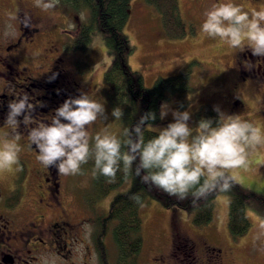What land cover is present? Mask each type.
Masks as SVG:
<instances>
[{"label": "flooded vegetation", "instance_id": "obj_1", "mask_svg": "<svg viewBox=\"0 0 264 264\" xmlns=\"http://www.w3.org/2000/svg\"><path fill=\"white\" fill-rule=\"evenodd\" d=\"M209 1L239 5L250 18L253 11L264 10V0ZM7 7L17 26L13 37L0 40V137L11 138L12 129L4 121L14 94L26 93L35 105L34 121L48 123L66 99L78 97L81 92L91 93L92 86L89 78L82 77L75 65L65 59L62 43L51 39V9L36 7L35 0H10L9 6L0 3V14L5 8L8 12ZM83 24L86 21L78 22L77 27ZM2 32L0 20V35ZM73 38L70 34L69 41ZM66 47L80 53L72 42ZM229 53L228 91L234 96L228 100L230 108L246 106L242 88H257L259 106L248 116L254 114L264 122V57L253 56L247 46L242 51L233 48ZM5 82L11 83L14 94L9 93ZM250 122L254 125L253 120ZM34 126L35 123L28 127L21 123L18 129L25 133L18 140L21 174L18 176L13 170L8 176L6 170L0 173V264H230V249L210 246L200 236L196 242L189 241L185 235H177L176 241L168 245L156 242L140 248L133 259L134 253L128 248L127 257H122L112 237L113 223L104 218L106 210L94 212L100 199L93 206V197L88 193L78 197L71 191V178L36 159L35 145H30L27 138ZM109 247L113 254L109 255ZM197 248L202 254L199 261L194 256Z\"/></svg>", "mask_w": 264, "mask_h": 264}, {"label": "rangeland", "instance_id": "obj_2", "mask_svg": "<svg viewBox=\"0 0 264 264\" xmlns=\"http://www.w3.org/2000/svg\"><path fill=\"white\" fill-rule=\"evenodd\" d=\"M1 4L10 0H0ZM181 15L185 21V33L182 36L171 37L162 28L157 9L145 0H130V11L123 27L132 45L133 51L128 57V64L132 69L137 70L143 77V83L150 86L153 81L161 76H168L177 73L180 69L190 66V91L184 92L181 96L169 94L162 102L167 103L171 110L188 111L190 119L189 127L193 128L195 134L199 120H196V111L204 105H210L225 115H237L243 120L254 121L261 134L264 135V122L259 116H248V113L255 111L259 106L258 95L260 90L252 87L242 88V98L246 103L244 108L233 106L231 110L228 100L234 96L230 95L228 89V76L231 72V55L229 51L233 48L227 42L221 41L219 37H211L201 31V25L206 19L205 13L211 10L213 3L209 0H178ZM2 15L3 32L0 40H8L14 35L16 23L11 15L10 8ZM50 37L52 40L62 43L63 54L67 61H71L82 77H88L92 86L89 94L104 105L105 113L103 118H98L89 128L92 137L97 133L115 135L117 138L122 134V125L111 115V109L106 102L103 93L102 76L106 66L110 63L111 54L102 39V33L93 29L90 41L86 47L77 48L80 53L70 51L68 46L70 34L74 35L77 23L88 21L89 13L85 7L59 1V4L50 10ZM75 16L77 18H75ZM22 21L26 18L23 16ZM197 23V24H196ZM190 30V31H189ZM43 43L46 44L45 39ZM224 50V51H223ZM223 51V52H222ZM88 64L86 70H81L76 62ZM26 64V63H25ZM71 64V63H69ZM27 65V64H26ZM32 67V66H29ZM59 92L56 88H50ZM182 101L185 102L182 106ZM247 110V111H246ZM216 111V110H215ZM217 112V111H216ZM218 114V113H217ZM44 116H48L47 113ZM207 119L209 116H206ZM173 122L171 111L157 123H152L154 128L166 127ZM252 124V123H251ZM215 126V124H213ZM9 128V127H8ZM22 129L19 135L25 137ZM4 137H0L3 139ZM12 138V137H11ZM9 138V139H11ZM94 140H90V145ZM13 165L6 170V176L13 170L19 176L20 165ZM21 166V165H20ZM1 171L0 173H2ZM231 176L245 189L252 191L264 199V144L257 145L254 149H248V169L228 170ZM92 173L86 166L81 165L79 174L71 175L72 192L81 197L88 193L93 197V206L99 196L91 190ZM121 186L112 188L109 193L100 197L99 204L93 207L94 212L102 213L106 210L109 200ZM228 193L219 191L214 198V214L211 221L197 225L191 220L187 210L171 211L163 206L158 200L148 198L140 206L142 219V249L153 244L168 245L176 241V236L185 235L189 241L196 242L199 236L210 246L221 247L231 250L230 264H264V211L261 204L255 200L246 201V215L249 219V226L246 232L241 235H232L228 230ZM172 216V219L170 218ZM112 241L111 239L109 240ZM113 254L109 247V255ZM195 260L202 258L201 249L197 248Z\"/></svg>", "mask_w": 264, "mask_h": 264}, {"label": "clouds", "instance_id": "obj_3", "mask_svg": "<svg viewBox=\"0 0 264 264\" xmlns=\"http://www.w3.org/2000/svg\"><path fill=\"white\" fill-rule=\"evenodd\" d=\"M58 4L59 0H35V6L45 11ZM205 16L203 33L219 37L234 49L242 51L247 46L253 56L264 57V10L253 11L250 18L239 5L217 3ZM25 26H29L27 21ZM5 85L14 94L11 83ZM14 95L7 104L4 121L13 136L0 139V171L10 170L18 163L20 124L28 127L35 123L27 138L30 145H35L36 159L43 166L54 167L62 175H75L92 158L94 175H102L109 182H115L118 171L125 177L134 172L142 183L169 196L185 200L191 195V203L197 205L217 190L229 191L235 176L228 175V170H247L248 149L264 144L260 128L218 109H214L218 113L215 126L212 119H201L193 134L188 125L190 113L171 110L167 103L161 104L159 112L163 120L171 111L173 122L166 127L154 128L151 122L156 115L147 112L133 127L123 130L126 138L123 141L107 130L92 137L88 129L104 117L105 108L89 93L81 92L78 97L66 99L54 110L48 123L34 121L35 105L29 102L26 93ZM111 115L121 120L123 112L116 107ZM146 130L157 135L146 140ZM90 140H94V145L90 146ZM130 199L141 203L138 194Z\"/></svg>", "mask_w": 264, "mask_h": 264}, {"label": "trees", "instance_id": "obj_4", "mask_svg": "<svg viewBox=\"0 0 264 264\" xmlns=\"http://www.w3.org/2000/svg\"><path fill=\"white\" fill-rule=\"evenodd\" d=\"M62 1L76 7H85L89 13L87 24L75 28L72 39L73 47L76 49L86 47L90 41L92 30L96 28L102 33V39L111 54L110 63L103 72L102 82L103 93L111 112L116 107L121 108L123 112L121 120L113 117L122 125V134L118 139L121 141L126 139L123 130L133 127L147 112H153L156 115V119L151 123L159 122L161 102L169 94L181 96L184 92L191 90L190 66L180 69L175 74L159 76L150 86H146L141 73L132 69L128 64V57L133 48L123 27L129 14L130 0ZM145 1L157 9L162 28L169 36L178 37L185 33V23L187 22L181 15L178 0ZM189 29H191L190 25ZM76 64L80 69L82 68V71L89 67L88 64L78 61ZM185 102L182 101V106ZM206 116H209L208 118L212 119L214 124L218 119L217 112L210 105H204L196 111V120L207 119ZM156 135V132L146 130L145 139ZM92 145L94 144L90 146ZM84 166L92 173L91 190L94 196L96 194L100 198L107 195L112 188L122 187L109 200L104 216L108 222L113 223L112 237L122 257H127L126 251L130 248L134 253L133 259L142 246V219L139 210L141 204L148 198L158 200L163 206L174 212L181 209L187 210L191 220L197 225L207 223L213 218L214 198L219 190L209 195L207 199L200 200L197 205H193L191 195L185 200L169 196L162 190L142 183L140 177L136 176L134 172L125 177L122 171H118L115 182H109L102 175H94V160L92 158ZM226 192L229 196L228 230L234 236L241 235L247 231L249 226L245 208L246 201L255 200L262 205L264 211V199L252 191L243 189L235 179L232 181L231 189ZM133 194H138L141 197V203L130 199Z\"/></svg>", "mask_w": 264, "mask_h": 264}]
</instances>
